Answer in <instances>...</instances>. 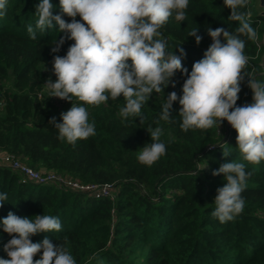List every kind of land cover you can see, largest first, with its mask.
I'll list each match as a JSON object with an SVG mask.
<instances>
[{
	"label": "trees",
	"instance_id": "obj_1",
	"mask_svg": "<svg viewBox=\"0 0 264 264\" xmlns=\"http://www.w3.org/2000/svg\"><path fill=\"white\" fill-rule=\"evenodd\" d=\"M53 14H61L59 0H51ZM39 0H8L7 14L0 18V151L12 153L35 169L56 173L84 183L113 182L111 196L94 197L55 183L22 182L18 171L0 163V193L8 199L0 207V219L11 211L21 217L55 215L62 223L59 232L40 233L63 244L77 264H264V161L253 165L242 159L236 147L237 132L227 121L207 130H181L180 105L173 104L174 123L160 120L168 93L182 95L186 76L177 72L164 92L153 93L142 106L143 122L118 115L123 97L99 106L84 105L96 134L75 146L61 142L49 120L71 107V102L49 97L44 83L56 80L55 55L63 56L74 41L66 40L58 53L51 51L63 36L58 25L30 38L27 26L35 27V6ZM243 11L257 32L255 41L246 40L245 54L250 78L261 70L264 46V17L256 0ZM231 10L224 0H189L186 19L170 17L160 31L167 41L166 51L186 56L183 66L189 73L212 43L207 28L235 31L239 22L230 21ZM63 19L71 22L70 17ZM80 20V17H76ZM194 29L202 37L199 45L189 36ZM222 42L223 37H221ZM131 63V61H129ZM258 81L263 82L264 76ZM252 102L248 77L241 83L237 105ZM73 103H80L73 98ZM161 127L166 154L152 166L139 163L138 152L151 142L147 128ZM223 149L230 156H223ZM243 162L251 175L242 196L245 207L232 221L220 223L211 216L223 175L213 176L225 162ZM11 237L0 226V258ZM38 253L35 259H39Z\"/></svg>",
	"mask_w": 264,
	"mask_h": 264
},
{
	"label": "clouds",
	"instance_id": "obj_2",
	"mask_svg": "<svg viewBox=\"0 0 264 264\" xmlns=\"http://www.w3.org/2000/svg\"><path fill=\"white\" fill-rule=\"evenodd\" d=\"M248 2L224 0L231 10L228 20L239 22V26L235 31L208 27L212 43L189 73L182 63L184 49L179 48V55L166 51L167 41L160 31L173 14L178 22L186 19L189 0H59L61 13L72 18L71 22L61 14H53L51 0H39L35 27L27 26L30 38L35 40L37 30L52 29L55 23L64 35L54 43L53 53H58L66 40L74 41L65 55L53 58L56 80L49 77L44 83L49 97L71 102L70 109L60 114L61 122L55 116L49 120L58 130L57 138L75 146L77 141L94 136L95 122H89V111L84 105L99 106L120 97L125 105L118 115L125 120L138 117L142 123V106L154 92H164L169 84L175 87L173 78L181 72L186 76L182 95L175 91L167 94L159 119L176 122L173 104L178 102L179 126L184 132L219 129L227 121L237 132L236 147L242 159L253 165L264 161V83L250 78L245 71L249 57L245 54L244 38L257 39L249 22L250 12L242 10ZM7 7L8 0H0V18L7 14ZM189 36L195 37L197 45L201 43L198 29ZM245 77L253 102L241 106L237 101ZM73 98L80 103H73ZM146 130L151 142L140 148L137 159L142 165L152 166L166 154V145L161 141V127L149 126ZM223 156L229 157L230 152L223 149ZM221 174L225 183L217 189L211 216L226 223L243 212L242 193L251 173L246 171L245 163L231 160L212 173ZM7 199V193H0V207ZM0 226L11 237L3 246L9 258H0V264H77L65 245L54 244L47 237L37 243L31 239L40 233L61 231V220L55 215L28 218L9 211L0 219ZM38 253H42L40 258L34 260Z\"/></svg>",
	"mask_w": 264,
	"mask_h": 264
},
{
	"label": "built area",
	"instance_id": "obj_3",
	"mask_svg": "<svg viewBox=\"0 0 264 264\" xmlns=\"http://www.w3.org/2000/svg\"><path fill=\"white\" fill-rule=\"evenodd\" d=\"M259 43L261 44V40H259ZM262 83H264V81ZM0 163L18 171L21 175L22 182H36L40 184L55 183L73 190L87 192L94 197L111 196L115 190V184L113 182L84 183L73 178L62 176L55 171H41L39 169H35L26 162L22 161L20 157L8 152L0 151Z\"/></svg>",
	"mask_w": 264,
	"mask_h": 264
},
{
	"label": "water",
	"instance_id": "obj_4",
	"mask_svg": "<svg viewBox=\"0 0 264 264\" xmlns=\"http://www.w3.org/2000/svg\"><path fill=\"white\" fill-rule=\"evenodd\" d=\"M256 7L259 10V15L264 17V0H256ZM261 45L264 46V32L261 38ZM261 70L255 74V79L257 80L259 76H264V52L260 60Z\"/></svg>",
	"mask_w": 264,
	"mask_h": 264
}]
</instances>
